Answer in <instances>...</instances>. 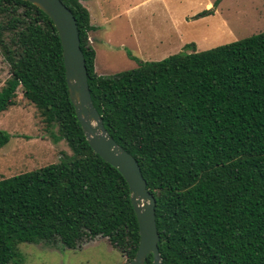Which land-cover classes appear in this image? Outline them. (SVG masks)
<instances>
[{
  "label": "trees",
  "instance_id": "1",
  "mask_svg": "<svg viewBox=\"0 0 264 264\" xmlns=\"http://www.w3.org/2000/svg\"><path fill=\"white\" fill-rule=\"evenodd\" d=\"M60 1L77 23L93 106L155 199L162 264H264V34L100 76L86 0ZM0 55L9 67L0 114L21 88L70 150L0 179V264H20L21 244L77 250L98 237L129 264L139 244L129 187L87 143L52 21L28 2L0 0ZM7 141L0 133V147Z\"/></svg>",
  "mask_w": 264,
  "mask_h": 264
},
{
  "label": "rangeland",
  "instance_id": "2",
  "mask_svg": "<svg viewBox=\"0 0 264 264\" xmlns=\"http://www.w3.org/2000/svg\"><path fill=\"white\" fill-rule=\"evenodd\" d=\"M99 0L87 9L101 42L90 43L94 71L113 76L139 63L158 62L179 53L205 52L264 34V0ZM217 3V4H216ZM212 12V14H204ZM93 41V39H92ZM0 55V90L9 77ZM15 105L0 114V179L58 163L70 154L55 142L35 107L17 90ZM20 264H127L106 238L98 237L77 250L45 244H21Z\"/></svg>",
  "mask_w": 264,
  "mask_h": 264
},
{
  "label": "water",
  "instance_id": "3",
  "mask_svg": "<svg viewBox=\"0 0 264 264\" xmlns=\"http://www.w3.org/2000/svg\"><path fill=\"white\" fill-rule=\"evenodd\" d=\"M22 1L36 6L52 21L61 44L69 99L87 143L96 155L115 168L127 182L139 228L138 248L129 264H144L149 255L152 256V264H162L158 250L155 199L146 187L138 162L110 137L93 106L87 68L73 14L60 0Z\"/></svg>",
  "mask_w": 264,
  "mask_h": 264
},
{
  "label": "crops",
  "instance_id": "4",
  "mask_svg": "<svg viewBox=\"0 0 264 264\" xmlns=\"http://www.w3.org/2000/svg\"><path fill=\"white\" fill-rule=\"evenodd\" d=\"M81 3L87 9L88 6H91V8L94 6H97L99 4V0H86V1H82ZM87 11H88V9H87ZM88 13H89V17H90L91 11L90 12L88 11ZM90 26L92 27V30L88 34V41L90 43H94V37H95V35H97L95 38V41H96L95 44L97 45V44H99V42H101L102 35L100 34V32H98L99 31L98 27L92 26L91 24H90ZM92 39H93V41H92ZM95 56H96V53H95Z\"/></svg>",
  "mask_w": 264,
  "mask_h": 264
}]
</instances>
